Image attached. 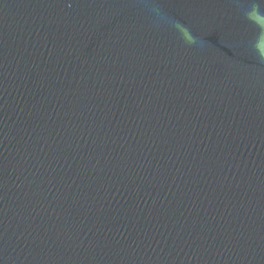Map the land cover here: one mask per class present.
<instances>
[{"label": "water", "instance_id": "obj_1", "mask_svg": "<svg viewBox=\"0 0 264 264\" xmlns=\"http://www.w3.org/2000/svg\"><path fill=\"white\" fill-rule=\"evenodd\" d=\"M249 2L0 0V264H264Z\"/></svg>", "mask_w": 264, "mask_h": 264}, {"label": "clouds", "instance_id": "obj_2", "mask_svg": "<svg viewBox=\"0 0 264 264\" xmlns=\"http://www.w3.org/2000/svg\"><path fill=\"white\" fill-rule=\"evenodd\" d=\"M148 7L156 16V24L159 26L160 23L164 22V18L154 5H148ZM262 7H264V0H250L247 8L243 10V17L248 22L255 24L259 29L253 48L258 61L264 63V47L261 46V38H264V24L261 23V21H264V10H262ZM172 26L180 33L181 39L189 47L207 44L202 37L194 36L190 29L180 22H175Z\"/></svg>", "mask_w": 264, "mask_h": 264}]
</instances>
